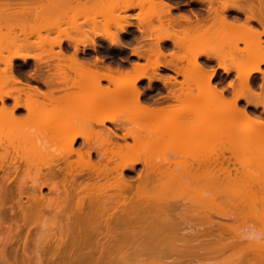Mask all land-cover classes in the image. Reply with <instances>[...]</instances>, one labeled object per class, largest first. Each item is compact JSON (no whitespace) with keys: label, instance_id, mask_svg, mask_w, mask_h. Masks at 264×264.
<instances>
[{"label":"bare ground","instance_id":"bare-ground-1","mask_svg":"<svg viewBox=\"0 0 264 264\" xmlns=\"http://www.w3.org/2000/svg\"><path fill=\"white\" fill-rule=\"evenodd\" d=\"M133 1L0 0V48L2 49H0V132L1 128L5 129L3 138L0 135L2 138H0V149L3 148L4 152L2 155V152L0 153V170L4 173L2 177L4 180L0 182V229L5 230L2 245H0V264H264V239L259 241L258 237L247 231L233 230L236 240L234 243H229L223 238L215 241L207 240L215 212L205 208L214 203L210 191L217 187V183L209 178L204 182L199 181L191 174V164L185 160V162L176 161L178 157L179 159L187 158L189 151L194 152V156L197 148L201 149L205 147L207 141L209 143L213 141V137L218 131L215 127L213 129L212 125L218 122L217 118H201L202 125L198 129L193 126L184 129L183 127L189 124L190 118L174 116V114L170 117L165 115L156 117L155 115L162 109L147 108L139 103L141 93L136 86L137 81L142 78L153 79V75H148L146 67L137 65L133 73L120 74V77L115 78L111 74V69L108 68V73L100 72L97 67L93 69L78 59L80 46L85 49L89 47L96 49L98 38L101 35H96L94 38L86 37L82 40L71 36H66L63 39L61 37L52 38L50 32L47 31L49 30V27H46L47 16L66 15L67 12L75 14L74 11H81L78 12L81 14L86 10H89L87 14H90L94 8L96 10L91 13L95 15L117 14L118 17L114 21L117 28L116 33L103 38L113 46H120L119 33L126 32L127 28L134 24L129 22L130 15L122 18V15L120 14V16L118 13H127L136 9L143 11L146 5H157L155 0H144L143 3ZM159 1L166 14L171 13L174 9L165 0ZM190 2L196 6V20L192 22L183 15L180 20L186 21L189 29L183 26L185 29H192L198 34L192 55L193 60H191L193 61V70L191 69L193 74L189 73L197 81H203L202 84H197L198 95L211 94L210 96L214 97L213 102L217 100L216 96H220V99L223 96V93L211 84L215 71H206L202 67L201 58H205L210 63L217 61L226 73L232 70L223 66L227 59L224 60V57L207 52L203 47L207 44L203 34L214 30L215 33L224 35V40L230 49L229 57L231 59H229L232 60L233 69L238 73L241 81L235 98L230 101L222 100V103L219 101L222 107L215 110L245 112L238 107V101L241 98H245L248 104L258 107L261 104L259 98H248L245 96V92H252L250 80L253 75L262 72L261 65L264 64V0H190ZM88 4L91 5L88 6ZM38 9L36 14L41 17L38 15L33 23L30 22L32 11ZM143 19L145 18L137 17L138 28L145 31V22H140ZM158 20L162 25V30L168 32V28H164V22L160 16ZM93 21L94 24L95 20ZM209 22L210 25H208ZM174 24H178V22L169 25L174 26ZM108 25L107 23L106 27ZM76 27L78 26L76 25ZM4 30L5 32H3ZM195 39L196 37L193 38V42ZM156 41L157 43L171 41L176 46L180 43L167 33L157 37ZM64 42L74 48V53L71 56L65 55ZM220 43L223 45L222 41ZM239 43H243L244 48H240ZM54 47H58L60 50L57 54H49V58L57 57L68 63L65 66L70 70H79L77 71L79 81L74 85L78 89L77 97L66 96L59 100L54 99L53 95L42 94L37 89L22 85L15 76L16 60L26 63L29 59H33L38 68H41L48 65L49 62L47 57H43V54L47 55L49 53L47 49ZM35 51H40V54L34 55ZM235 54L238 57L234 58ZM159 55H163L160 50L156 56ZM1 64H4V68H1ZM152 66L154 69H158L161 64L156 61ZM103 80L115 85V97H111L110 91L102 87L101 81ZM189 81L191 82V79ZM8 82L21 85L16 89L17 95L12 94L13 89H6ZM132 88H134V93L131 92ZM132 97L133 102L138 103L135 110L147 112L144 118L145 122L162 127L163 131L157 129L150 133L153 131L150 129L148 138L144 142L128 145L125 150L120 148L113 152L119 158V163L115 167L118 172L116 180L81 182L80 178L83 177L84 171H97L99 176L104 169L92 162V150L83 153L82 150L76 149L78 140L83 139L87 143L95 137L96 140L102 138V143L108 142L103 138L102 133L99 134L95 131L96 126L105 127L107 122H117V118L108 112L113 109L114 104L119 107L125 106ZM114 99L115 103L112 101ZM8 100L13 101L12 106L7 105ZM48 104L67 106L69 110L70 107L80 111L87 110L90 114L87 116L75 114L69 118L64 117L65 119L57 120L55 115H44L48 110ZM190 105L188 100L185 107L182 104L183 108H179V111L197 110L196 107H187ZM172 108L174 109V107ZM22 111L26 112L24 117L18 115ZM243 120L240 127L236 125L237 129L236 126L231 127L236 122L238 124V119L235 117H229L226 123L230 129H233L235 135L242 134L245 138V140L242 139L243 143L237 140L238 144L236 141L234 145H238V148H236L237 146L234 148L239 149L237 153L240 152L239 155L246 159L242 174L251 176L252 179L243 181L241 184L248 192L253 190L264 192V123L252 120L247 114ZM181 121H186L184 123L186 125L182 127L183 123L180 124L182 128L177 132L172 123H181ZM85 122L89 123L88 130L82 131L81 126ZM206 122H209V126L212 127H207L212 130L203 125ZM210 122L213 124L210 125ZM171 125L177 133L174 132ZM216 127L221 129L222 125L220 127L217 123ZM234 127L236 130L240 129L238 133ZM252 127L257 128L260 134H257L256 131V133L254 131L251 133L252 131L247 129ZM183 129L184 131H182ZM241 129H247L248 132H243L244 130ZM165 130H169L166 131L167 134ZM229 130L230 134L232 130ZM169 132L171 137L167 136ZM224 132L227 131L224 130ZM134 139L137 140L135 137ZM176 141L182 142L181 144L179 142L178 146ZM184 141L188 145L181 147L184 145ZM5 142L7 145L3 146ZM54 144L58 145L56 147L60 148L59 151L52 147ZM165 144L164 149H159ZM59 145L64 149H61ZM53 148L55 149L52 150ZM84 155L87 156L86 159L83 157ZM170 155H173L171 157L173 159L170 158ZM73 156H77L75 161L70 160ZM19 161L25 163L26 167H23L25 169L22 170L20 168L22 165L19 163L17 165ZM141 163L150 167L152 173L137 184L128 182L124 177L125 171L132 170ZM62 164L63 166L59 167ZM20 171L23 172V176L16 186V193L18 192L21 196L26 195V191L30 188L35 192L39 189L49 188V191L56 193L57 196L52 197L50 208L56 216H65L68 232H72L73 238L80 237L82 244L87 245L88 251L83 256L72 258L74 250L76 251L75 245L78 243V240L75 239L72 244H66L61 239L55 247L49 248H47L48 246L37 247L35 244L34 250L31 251L30 247L31 252H29L25 241V244L23 243L24 245L21 246V252L25 256L20 255V248L15 247L17 243L14 242L16 236L19 235L21 226H19V219H22L21 221H24L25 224L27 220L35 216L31 207V210L28 211L21 210L22 207H20L21 211L18 213L15 211V207H12L11 217L10 212L8 214L6 210L11 199L10 195L14 193L9 185L12 179L14 180V175ZM111 191H115V193L109 194ZM29 197L30 203L35 200L34 197ZM260 201L264 207V195ZM255 202V196L247 197L248 204L245 213L241 214V222L264 223V208L257 211ZM197 206L203 209L197 210ZM215 214L221 217H232L231 214L228 215L223 210ZM7 220L14 221V223L10 222L11 224H9ZM261 233L264 238V230ZM93 238L99 242L96 251L88 244V240ZM242 239L245 241L244 245L233 254L234 257L232 255L221 260L206 258V255H217L214 253L218 250L219 253L225 252L232 246L238 247V241ZM211 244H215L217 248L213 249L210 247ZM27 253L34 254L32 256L35 257V259L33 258L36 260L35 263L28 258ZM46 255L45 262L43 257Z\"/></svg>","mask_w":264,"mask_h":264},{"label":"rangeland","instance_id":"rangeland-1","mask_svg":"<svg viewBox=\"0 0 264 264\" xmlns=\"http://www.w3.org/2000/svg\"><path fill=\"white\" fill-rule=\"evenodd\" d=\"M143 1L144 0H134L133 2L143 3ZM166 1L169 4L173 5L174 7H178L179 9H177V10L174 9V10L171 11V13H169V14L167 13L166 14V11L163 10L164 8L162 9L163 6L160 4V1L159 0H155V3H157V5L156 4H154L152 6H149V5L147 6L146 5L145 8L143 9V11L140 10V9H136L135 11H129L127 13H124V12L118 13V15H120V14L122 15V16L120 15L122 18L125 17L126 15H133L132 16L133 18L131 17L129 19V21L134 23L135 26H134V28H129V30H137V26H138L137 24L139 23V20H137V17L139 19L140 18L142 19V17L145 18V19H143V21H140V22H143V23L145 22V24H144V30L145 31H144V34H143L144 39L141 40V38H140V42H142V45L144 47H148L149 48V46L151 44L153 46V50H156L155 41H154L155 39L154 38H155V36L163 33V31H161V29H162L161 26L162 25H160V22L158 20L159 16H160V19H162V21L164 22L163 26L168 28V33L176 41L180 42V43H178L179 44L178 46H174L171 43L172 44V48L169 51H170V54L173 55V57L168 56L167 60L173 62L174 64H176L177 68L182 72V74H185V75H182V74L178 75L177 78H176V80H177L176 84L178 86L177 92H178V95L180 97V101L181 102L176 100L174 102H169L168 104H166L164 106L150 105L149 108H154V107H159V108H161V107L164 108L165 107L166 108V110L159 111V113L155 115L156 117H158V115L159 116H164L165 115L167 117L168 116L170 117V115H172V114H174V116L178 115L179 112H180L179 108L182 107V104H183V107H185V105L188 103V100L187 101L185 100L187 103L186 102L183 103L184 102L183 100L185 99L184 93H187L188 91H193L196 94L197 93V91H196L197 84L199 85V84L203 83V81H201V80L197 81V79L194 78V76H192L193 73L191 72V69L193 70V64H192L193 61H191V60H193V58H192V55H193V52H194L193 50L196 47V42L195 41L197 40V35H198L197 32H194L192 29H191L192 31L191 30H187L189 28H187L188 25L186 24L185 21H183L180 25H176L174 27L168 26L170 20L173 21L174 19H178L181 15L192 17V12L191 11H195L196 8L194 6H188V5L182 6L183 4L190 3V0H174V1L166 0ZM83 2H88V0H83ZM90 5L88 4V6H90ZM90 10H91V8H90ZM93 10H96V9L92 8L91 11L93 12ZM38 11H39V9L32 11L33 14L31 15V18H30L31 21L30 22L33 23V20L35 18H37V16L39 14H36V12H38ZM87 11H89V10H86V12H84L86 14H84L83 12H82L83 14L82 13L79 14L78 12H81V11H74L75 14L78 13L77 15H75V14H73V12L70 11L71 12L70 14H68L69 12H67L68 15L66 14V15H51V16H47L46 20H48V21H46V27H49V30H47V31L50 32L51 37H53V38L57 37L59 35H61V36L69 35V36L77 37V38H85V36L89 37V38H92L95 35H101V37H104V36L106 37L109 34L116 33V29L117 28L115 26L114 21L118 17V16H116L117 14L116 15H111V14L110 15H108V14L107 15H105V14L104 15L103 14L102 15H95V14H92L91 11H90V14L89 13L87 14ZM95 13L97 14L96 11H95ZM93 20H95V23H96V24L94 23L95 26L93 24V22H94ZM121 22L123 23V20ZM107 23L109 24L108 27H106ZM146 24H149V25H146ZM76 25L78 27H76ZM208 25H210V22L208 23ZM54 26H56V27H54ZM183 26H186L187 29H185V27H183ZM56 28H58V29H56ZM3 32H5V30ZM42 33L44 34V31ZM203 35H205V37H203V38H205L207 40L206 41L207 44L205 46H203L205 48V51L215 53V54L219 55L222 58L224 57L223 58L224 60L227 59L225 61V65L228 68H232L233 67V63H232V60L230 61L231 57H229L230 49H229V45H227L226 41L224 40L225 39L224 35H222L221 33H215L214 30L211 31V32H208L206 34H203ZM149 36H152V37H149ZM195 37H196V39L194 40V42H195L194 43L193 42V38H195ZM123 41L125 42L124 38H123ZM221 41L223 42V45L220 43ZM224 41H225V43H224ZM98 45H99V49L101 51V53H100L101 56H106V55L108 56V55L112 54L111 45L108 42H106L103 38H100ZM239 47L240 48H244V44L243 43H239ZM57 51H58V48H54L53 49L54 53H56ZM118 52H119L120 55H124L123 52H121V51H118ZM236 56L237 55L235 54L234 58ZM225 57H227V58H225ZM180 59H183V60H180ZM201 61H205V58H201ZM17 63H20V62H17ZM146 64H147V62L145 61V65ZM145 65H143V66H145ZM210 65H212V66H210ZM1 67H4V65L1 64ZM218 68H219V66H218V62L217 61L210 63L209 66L208 65L206 66L207 71L216 70V74L220 73V72H223V70L218 69ZM131 71L132 70H129V71L128 70L127 71L124 70L122 72L126 73V72H131ZM187 71H190V72H188V74H187ZM261 71H262V73L254 75V77L252 78L251 82L253 83L254 81H258V77H261L260 82L262 83V88H261V90H259V92L257 90H255V89H253L254 90V94H252V95L255 96V95L259 94V95H261L264 98V65H261ZM148 72L152 74L154 72V70L152 68H149ZM158 73H160V72H158ZM189 73H192V74H189ZM186 74H187L188 78H187ZM71 77L75 78V73H72ZM179 79H182V82H178ZM189 79H191V82L189 81ZM227 81H230V84L234 85V88L231 90L232 91L231 95H228L227 93H224V95L221 97V99H220V96H216L217 98H215V99H217L218 101L216 100L214 102H213V98L214 97L210 96L211 94L210 95H204V96L197 97V98L195 96L194 97L195 99H191V100H193L194 103L190 102L191 100H189V103L191 105L187 106V107H190V108L196 107L197 110L192 112V116L193 117L191 119H189L190 122L188 121L189 124H187L186 127H183V125L184 126L186 125V124H184L186 121H184V122L181 121V123L178 122L179 124L178 123H172L173 126L177 129V132H178V130H181L182 127L185 129V128H188V127L192 128V126H193L195 129H197L199 125H202V124H200L198 122V117H204V116L205 117H212V118L213 117H221V116H223V114L229 113L228 111H216V110H217V108H219V107L221 108L222 107L221 106L222 100H232L235 97V93L240 89L241 81H240V78H239L238 73L236 71H232L231 72V74L227 77ZM211 83H212V85H215L214 84L215 83V79L214 78L212 79ZM101 85H102L103 88L108 89L110 91L109 94H110L111 97L116 95L115 94V86H114V84H110L108 81L103 80V81H101ZM137 85H138V88L141 87L140 86V82H138ZM18 87H20V85L8 82V85L6 86V89H13L12 91L15 93V89L18 88ZM76 94H77V89L76 88H70L67 92L61 91V92L54 93V98L59 100V99L64 98L66 96L77 97ZM248 94H250V93H248ZM140 100H141V98H140ZM112 101H114V103L116 102L115 99L112 100ZM219 101H221V103ZM192 103H193V105H192ZM11 104H12V101H8V105L10 106ZM137 106H138V104L136 102H132L130 100H128L126 102L125 106H120L119 107V106H116V104H114L113 109L110 110L108 112V114H111V116L117 118V122L116 123H108V124L105 125V127L104 126H97L95 131H97L99 134L102 133V134L105 135V134H107V132L110 131L108 127H110L112 125L124 127L126 132H130L131 131L133 133H139L141 135H146V134L149 135V132H150L149 130L150 129L153 130L150 133H153L157 129L163 131L162 127H158L157 125L151 124L149 122L146 123L143 120H142V122H138V123L137 122L133 123V122H130V121L126 120L127 117L144 116L146 114V112H144L143 110L142 111L141 110L140 111L139 110H135V107H137ZM171 106H173L174 109ZM66 107H64L63 105L61 106L59 104L58 105H54V106H51L50 104H48L47 105V109L48 110H47V112H45L44 115H47V116L55 115L58 118L57 120H60L61 118H64V117L69 118L70 116H74L75 114L76 115L84 114L85 116L90 114V112L87 111V110L86 111L75 110L73 107H70V110H69L68 107L67 108ZM238 107L241 108V109H246L247 111L252 110V108H249L248 105L245 103V101H242V100L239 101ZM255 110L261 111V110H263V107L261 106L258 109L255 108ZM24 114H26V113L25 112H21L18 115H20V117H24L25 116ZM247 115L250 117L249 114H247ZM250 118L252 120H255V121L264 122V119H260V118L255 119V118H252V117H250ZM64 119H62V120H64ZM243 119L244 118L238 119V124H236L237 123L236 122V123H234L235 125H232L231 127L233 128V126H236V125H239L238 127H240V124L242 125V123L244 122ZM208 123L207 122L203 123V125H205L207 127V126H209ZM211 123L212 122H210V125H211ZM217 123H219L220 127L222 125L221 129H218V127H216ZM217 123H215V124L212 123L213 124L212 125L213 129H214V127H215V129L216 128L218 129V130L216 129V131H218V132L215 133V137H213L214 138L213 141H211L210 143L207 141L206 144H205V147H202L201 148L202 150L200 149L201 152H196L195 151L196 152V154L194 155L195 157L193 156L194 152L192 153L191 151H189V153L187 155L188 156L187 158L184 159L182 157L181 159H179V157H178L176 161H179V160L180 161H184L185 160L189 164H191L193 166L192 172H191L193 175H196V173H195L196 172L195 171V165L198 164V162H199L198 168H200V170H201L202 177L205 178L206 176H208L210 174L215 175V173L219 169V168H217L216 164L211 166L209 163L207 164V162L210 159H212V157H215L216 154L219 153V152H223V153L224 152H228L232 156L236 157L237 161L239 162V164H238L239 165L238 166L239 170L237 172V174L239 176V179H236L234 181H240V180L244 179L243 175H241V172L244 170V163H245L246 159H245L244 156L242 157V155H239V154H241L240 152L237 153V151L239 150V149H236V148H238V145H234V144H236L237 140H240L239 142L242 141V143H243L242 139L245 140V138H244V136L242 134L241 135L240 134L239 135H235L233 129L232 128L230 129L229 126L226 124L227 123L226 118L225 119L224 118L218 119ZM176 124H178V125H176ZM180 124H182L181 125L182 127H180ZM206 124H208V125H206ZM225 125H227V126H225ZM88 126H89V123H86V122L83 123V125L81 126V130L82 131H87L88 130ZM212 126H209V127H212ZM171 127H172V125H171ZM171 127H169V128H171ZM174 127H172L173 130H174ZM209 127H207V128L211 129ZM238 127L236 126V129ZM169 128H164V129H169ZM172 128H171V130H172ZM190 128H189V130H191ZM228 128L230 130H232L230 132L231 135L228 132V130H229ZM184 129L182 131H184ZM234 129H235V127H234ZM236 129H235V131H237V133H238V131L240 129H238V130H236ZM247 129L251 130L252 131L251 133H254L256 131L257 134H260V131L258 132L257 128L252 127V128H247ZM247 129H243L244 131L242 129L241 130L243 132H246ZM1 130L2 131L0 132V135L3 138L4 133H5L4 132L5 129L1 128ZM169 130H165V133H166V131H169ZM224 130H226L228 132V134H226L227 132H224ZM175 131L176 130H174V132ZM170 132H169V134L167 136H170V134H171ZM177 132H175V133H177ZM217 133H219V134H217ZM170 137H169V139H170ZM232 137H235V138L232 139ZM93 140L95 141L96 145H100L101 144V140L100 139L98 141H96V139H93ZM79 142H82V140H79ZM79 142H78V144H76L77 147L79 146ZM176 142H177V145L179 146V142L181 144L182 141H179V142L176 141ZM176 142H174V143H176ZM186 143L187 142L183 143L184 145H181V147L187 146L188 143L187 144ZM237 144H238V141H237ZM6 145H7L6 142L3 143V146H6ZM54 145L52 147L57 148L56 150L59 151L60 148L56 147L57 144H54ZM165 146H166V144L163 145V147H161L159 149L162 150V149H164ZM235 146H237V147L234 148ZM60 147H61V149L62 148L64 149V147H62V146H60ZM55 148H53L52 150H54ZM53 152H55V151H53ZM0 153H1V155L4 153L3 152V148L0 149ZM172 156L170 155V158ZM76 159H77V156H73V157H71L70 160L75 161ZM171 159H173V158H171ZM18 163L20 165H22V167H20L22 170L25 169V168H23L24 166L26 167V165H24L25 163H20V161H19V162H17V165H18ZM61 166H63V164L60 165L59 167H61ZM20 172L18 174H16L17 178H16V175H14L15 178H14V180L12 179V182L9 185L10 189L12 188L14 190V193L10 195L11 196V199H10L11 201L9 200L8 205L6 206V210L8 211V214L10 212V214H9L10 217L12 216V212H11L12 207H15L14 209H15V211L17 213L20 212L22 209H26V211L33 209L31 211H34V213H35V216L31 217L29 220H27V222H25L26 225L24 224V221H21L22 219H19V221H20L19 222L20 223L19 226L20 225L21 226L19 227L20 228L19 229V233H18L19 235L16 236V239H15L14 242L17 243V244H15V247L20 248V255L23 254L21 252V250H22L21 246H23L25 244V241L27 242V246L29 247L28 248L29 252H31L32 250H34L36 248V246L37 247H39V246L40 247L41 246L42 247H47L48 246L47 248L55 247L57 245V242H60L61 239H63L66 244L67 243L68 244L69 243L72 244V242L75 239V240H78V243H77V245H75L76 251L74 250V253H73L74 256L72 258L75 259L76 257L83 256V254L88 251V248H86L87 245L82 244L83 242L81 241L80 237L78 238V236H76V237L73 238L72 232H70V231L68 232V228H67V226L65 224L66 223V217L65 216H56L53 213L52 209L50 208V202L52 200V197L53 196L56 197L57 194L54 193V192L49 191V188H43L42 190L39 189L37 192H35L32 188H30L31 187V182H30L29 183L30 187H28L30 189L26 191L27 192L26 195L24 194L23 196H21L18 192L16 193V186H17L18 182L20 181V179L23 176V172L22 171H20ZM3 176H4V173H3L2 170H0V182L2 180H4V178H2ZM201 181H203V180H201ZM113 193H115V191L109 192V194H113ZM29 196L30 197H34V199H35L34 201L32 200L31 203H30V201L28 199ZM20 207H22L21 210H20ZM30 207H31V209H30ZM10 222L14 223V221L12 222L10 220H7V223L11 224ZM0 232H1L0 233V245H2L1 242H2V240L4 238L3 234H4L5 230L3 231V230L0 229ZM66 232H68V233H66ZM64 238H67L68 240L64 239ZM70 239H72V240H70ZM68 241H70V242H68ZM18 244L20 246H17ZM35 244H37V245L35 246ZM45 244H46V246H45ZM88 244H89V246H91V248H93L94 251H96L98 249V247H99V242L95 238L88 240ZM30 247L32 248L31 251H30ZM234 253H235V250L233 251V253L231 252V253L225 254V255H223L221 257H218V256L212 254V256H210V255L207 256L206 255V258L215 259V260L216 259L221 260L222 258L224 259V257L232 256ZM28 254L29 253L26 254L28 256V258L32 259V262L34 261L33 263H35L36 260H33V258L35 259V257H33L34 254L30 253L29 255H31V256H29ZM45 257L47 258V255L44 256L43 259ZM46 258H45V262H46ZM18 259H20V257H18Z\"/></svg>","mask_w":264,"mask_h":264},{"label":"flooded vegetation","instance_id":"flooded-vegetation-1","mask_svg":"<svg viewBox=\"0 0 264 264\" xmlns=\"http://www.w3.org/2000/svg\"><path fill=\"white\" fill-rule=\"evenodd\" d=\"M170 1H174V0H170ZM185 5L194 6L196 8V6L194 4H192L191 2L188 4H183L182 6H185ZM173 8L176 10L179 9L178 7H174V6H173ZM191 12H192V17H189V16H186V17H188L192 22H194L196 20V18H195L196 9H195V11H191ZM132 16L133 15H130V17H132ZM180 17L178 19H174L173 21L170 20L169 24L174 23V22H178V24H174V26L180 25L183 21H185V20H180ZM169 24H168V26H170ZM163 25H164V23H163ZM134 26L135 25L128 27L126 32L119 33V37L121 40L120 46H113L110 42L105 40L103 37L98 38V44H99L100 38H103L106 42H108L111 45V48H112V54L111 55L101 56L100 55L101 51L99 49L98 44H97L96 49H94L92 47L85 49L83 46H80V53L78 56L79 61L83 64L87 63L93 69L95 67H97V69L100 72H104V73H108L109 72L108 68H109V69H111V74L115 78L120 77V74L124 75L126 73H133L134 68L137 65L143 66V65H145V61H146L147 64L143 67L147 68V72H148L149 68H152L154 70V72L152 74L148 72V75H150V76L153 75V79L150 80L149 78H142V79L137 81V83L140 82V86H141L140 87L141 89L138 88V85L136 83V86L141 93L139 96V103L141 105L149 108L150 105L164 106V105L168 104L169 102H174L176 100L181 102L180 97H179L178 92H177L178 86L176 84V81H177L176 78L178 75H181L182 72L177 68L176 64L167 60L168 56L173 57L169 51L172 48V44L174 46H176V45L171 41H163L160 43H157V41H156L157 37L162 36L166 33L167 34H169V33L165 32L161 29V31H163V33L155 36V38H154L156 50H153V46L151 44L148 48V47H144L142 45V42H140V38H141V40L144 39V36H143L144 31L140 30L138 28V26H137V30H129V28H134ZM174 26H171V27H174ZM164 28H166V27H164ZM50 36H51V34H50ZM66 36H69V35H66ZM66 36L59 35L57 37H61L64 39V38H66ZM94 37H92V38H94ZM149 37H152V36H149ZM54 38H56V37H54ZM73 38H77V37H73ZM85 38H86V36H85ZM123 38L125 39L126 43L123 41ZM77 39L82 40L84 38H77ZM263 41H264V37H263ZM54 48H58V47H54ZM54 48H48L47 50L49 51V53L47 55L43 54V57H47L48 58L47 60H49L48 65L42 66L41 68H38L36 62L33 59H29L26 63H24L22 60H16L15 61V68H14L15 76L22 83V85L29 86L33 89H37L42 94L53 95V97H54V93H56V92H61V91L67 92L70 88H76V87H74V85H75V83L78 84V81H79L78 73H77V71H79V70H70L67 66H65L68 63L61 61L57 57H53V58L48 57L49 54L54 53L53 52ZM59 50L60 49L58 48V51L54 54H57L59 52ZM159 50L162 52L163 55L156 56V54L158 53ZM63 51H64L65 55L71 56L74 53V48L70 47L67 42H64ZM118 51L123 52L124 55H120ZM37 54H40V51L34 52V55H37ZM156 61H158V63L161 64L160 68H158V69H154L152 66L153 64H155ZM17 62H20V63H17ZM201 62H202V67L207 71L206 66L207 65L209 66L210 62H207L206 60L201 61ZM213 62H216V61H213ZM262 65H264V64H262ZM210 66H212V65H210ZM218 66H219L218 69L223 70V72L216 74V70H212V71H215V75L213 76V78L215 79V83H214L215 85H212V86H215V87L217 86L220 89L219 90L216 87L217 90L222 92L223 95H224V93L231 95L232 94L231 90L234 88V85L230 84V81H227V77L231 74L232 71H235L233 69L234 65L232 68H228L225 65V63L223 64V66H225L226 68L232 69L229 73H226L224 68L221 67L219 63H218ZM1 68H4V67H1ZM124 70H126V71L132 70V71L123 73L122 71H124ZM158 72H160V73H158ZM72 73H75V78L71 77ZM187 74H186V76H187ZM258 74H260V73H258ZM182 75H185V74H182ZM253 77H254V75L252 76V78ZM187 78H188V76H187ZM252 78L250 80L252 92L250 93V92L246 91L245 96L248 98H252V99H258L259 98L261 104L258 107H256L255 105L248 104L246 102L245 98H241V99H239V101L240 100L245 101V103L248 105V107L252 108V110L247 111L246 109H243V110H245V112H229L228 111L229 113L223 114L224 117L223 116L216 117L217 120L220 118H224V119L226 118V120H228L229 117H235L236 119H241V118L245 117L246 113L249 114L250 117H252V118L264 119V98L259 94L255 95V96L252 95V94H254L253 89L257 90L258 92H259V90H261V88H262V83L260 82L261 77H258V81H254L253 83L251 82ZM178 82H182V79H179ZM231 85H233V86L231 87ZM16 89H15V93L12 91L13 95L18 94ZM196 91H197V88H196ZM77 92H78V89H77ZM131 92L134 93V88H132ZM248 93H250V94H248ZM198 94H199L198 91L196 94L193 91H188L187 93H184L185 99L183 101L195 99L194 98L195 96H196V98L201 97ZM235 96H236V93H235ZM22 97L24 98V95H22ZM41 98H43V97H41ZM140 98H141V100H140ZM132 99H133V97L130 99V101L133 102ZM8 101H12V100H8ZM8 101H7V105H8ZM228 101H230V100H228ZM239 101H238V103H239ZM12 104H13V101H12ZM12 104L10 106H12ZM261 106L263 107V110H261V111L255 110V108L258 109ZM171 107H173V106H171ZM154 108L159 109V110L162 109L160 111L166 110L165 107L164 108L163 107H161V108L154 107ZM22 112H24V111H22ZM192 112H194V111H180L179 114L175 115V116H183L185 118L191 119L193 117ZM145 115H147V112ZM145 115L144 116L127 117L126 120L133 122V123L142 122V120L145 121L144 120ZM201 118H206V117L205 116L204 117H198V122L200 124H201V122H200ZM258 122H262V121H258ZM108 123H113V122H107L106 124H108ZM200 126L201 125H199L198 128ZM108 128L110 131L107 132V134H105V135L102 134L103 138L108 141L106 143H102V138H99L101 140V144L96 145L95 141L93 140V139H96L95 137L91 138L87 143H85L83 139H79V140H82V142H79V140H78L79 146L78 147L76 146V149L82 150L83 153H86L87 151L92 150V155H91L92 162L95 165L104 169L103 172L101 174H99V176L97 174V171H93V172L84 171L83 177L80 178L81 182L85 183V182L94 181V180H100L101 182H106L108 180L109 181L116 180V178L118 176V172L115 170V167L119 163V158L113 152L118 151L120 148L125 150L128 145H134L135 143H142L148 138V134L141 135L139 133H133L131 131L126 132L125 128L121 127V126L112 125ZM134 137L137 139L136 141H135ZM98 140H96V141H98ZM78 142H77V144H78ZM196 152H201L200 148H197ZM196 152H195V154H196ZM83 157L85 159L87 158L86 155H84ZM208 163L211 166L216 164L217 168H219L218 171L215 173V175L210 174V175L206 176L205 178L202 177L201 170H200V168H198L199 162H198V164L195 165L196 175H194L195 178L199 179V181L203 180V182H204L205 180H207L209 178L212 181L217 183V187L215 189H211V191H210V195L213 197L214 203L211 205H208L207 208H205V209L211 210L215 213H220L223 210L228 215L231 214L232 217H221V216H218L215 213H213V217L214 216L215 217L214 218L212 217L213 223L210 225V228H209L210 233L208 234L209 236H208L207 240L208 241H215V240H218L220 238H223L225 241H227L229 243H234L236 240L234 239L235 233L233 232V230H241V231H247V232L251 233L255 237H258L259 241H262L264 238H263L261 231L264 230V223L256 222V221L243 223V222H241V219H242L241 214H244L246 211V205L248 204L247 203V197H249V196H255V198H256L255 209L257 211L263 210L264 207H263L260 199L264 195V192L258 191V190H253L251 192H248L247 190H244L241 183H243V181L252 179V177L251 176H245L242 174V172H241V175H243L244 179H242L240 181H234L236 179H239V176L237 174V172L239 170V167H238L239 162L237 161L236 157L232 156L228 152L217 153L215 157H212V159H210L207 162V164ZM192 168H193V166H192ZM192 168H191V172H192ZM151 173H152V169L148 166H145L143 163H141V164L136 165V167L132 170H126L124 173V177L128 182L133 183V184H137L138 182L146 179V177ZM201 208L202 207H200V206L196 207L197 210H200ZM238 242H239L238 247L235 248V246H232V248L226 249L225 252H219V253H218V251H219L218 250L214 254H217L216 256L221 257L225 254H229L231 252L233 253L234 250L236 252L240 247H242L244 245L245 241H244V239H242ZM210 247H212L213 249L217 248V246L215 244H211ZM221 250H223V249L221 248Z\"/></svg>","mask_w":264,"mask_h":264}]
</instances>
